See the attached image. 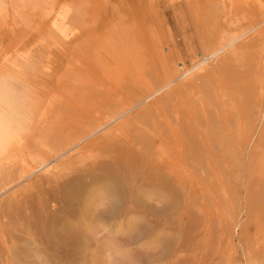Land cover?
I'll return each instance as SVG.
<instances>
[{
  "label": "rangeland",
  "instance_id": "rangeland-1",
  "mask_svg": "<svg viewBox=\"0 0 264 264\" xmlns=\"http://www.w3.org/2000/svg\"><path fill=\"white\" fill-rule=\"evenodd\" d=\"M48 1L0 24V264H264V0Z\"/></svg>",
  "mask_w": 264,
  "mask_h": 264
},
{
  "label": "bare ground",
  "instance_id": "bare-ground-1",
  "mask_svg": "<svg viewBox=\"0 0 264 264\" xmlns=\"http://www.w3.org/2000/svg\"><path fill=\"white\" fill-rule=\"evenodd\" d=\"M47 5H49L48 0H0V24L6 26L18 21H36L38 15L36 17L30 15L29 10L36 9L42 12Z\"/></svg>",
  "mask_w": 264,
  "mask_h": 264
}]
</instances>
